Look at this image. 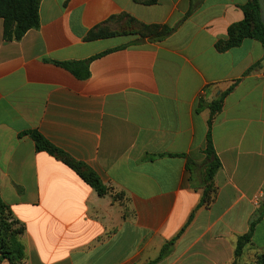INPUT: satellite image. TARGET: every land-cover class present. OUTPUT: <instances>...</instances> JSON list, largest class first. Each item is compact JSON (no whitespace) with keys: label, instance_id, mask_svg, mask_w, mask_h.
Wrapping results in <instances>:
<instances>
[{"label":"crops","instance_id":"0c3cea01","mask_svg":"<svg viewBox=\"0 0 264 264\" xmlns=\"http://www.w3.org/2000/svg\"><path fill=\"white\" fill-rule=\"evenodd\" d=\"M247 2L41 0L40 27L12 42L0 18V198L24 227V264H149L171 241L156 264H235L237 239L264 205V47L216 45ZM123 14L177 28L161 42L88 39ZM93 57L85 80L57 64ZM238 80L212 127L216 193L200 205L211 112L197 109ZM30 131L109 194L37 150ZM262 253L264 216L238 264Z\"/></svg>","mask_w":264,"mask_h":264},{"label":"trees","instance_id":"16d2710c","mask_svg":"<svg viewBox=\"0 0 264 264\" xmlns=\"http://www.w3.org/2000/svg\"><path fill=\"white\" fill-rule=\"evenodd\" d=\"M144 4H156L158 0H135ZM41 0H0V18L3 19V38L5 41H20L26 33L40 27V9ZM244 19L236 24H233L228 29V39L217 43L219 52H225L234 47L240 46L245 39H253L262 44L264 47V25L260 20V5L258 0H248L243 6ZM177 27L171 28L168 26L145 25L135 18L123 14L118 17H113L103 25L93 29L89 36V40L101 38H110L118 35H139L141 38H149L152 42H161L169 37ZM96 57L82 62H65L57 63L72 72L77 78L85 80L89 78V64ZM252 70V69H251ZM249 70L246 74L250 73ZM245 74V75H246ZM240 80L236 81L231 87L221 93V95L206 103L201 101L197 111L202 107L210 109L211 115L208 120V132L206 139V162L202 175L204 194L200 205H209L213 202L216 187L214 179L218 171L221 169V162L216 154L212 127L215 118L222 110L224 99L228 96L239 84ZM29 135L35 142L36 148L39 151H45L62 161L72 170H74L89 186H91L100 197L109 194L110 189L103 183L101 178L86 164L76 161L63 150L55 147L40 133L30 131L24 133ZM264 216V205L259 209L250 223L249 231L238 237L236 243L235 264L243 255L247 246H252V238L257 224ZM24 233V227L14 217L11 208L6 205L0 198V263L8 261L10 264H24L25 248L20 241V237ZM173 242L166 244L160 252L158 258L149 264H156L165 258L171 251ZM255 264H264V254H257Z\"/></svg>","mask_w":264,"mask_h":264},{"label":"water","instance_id":"95a60500","mask_svg":"<svg viewBox=\"0 0 264 264\" xmlns=\"http://www.w3.org/2000/svg\"><path fill=\"white\" fill-rule=\"evenodd\" d=\"M258 2L260 5V20L264 25V0H258Z\"/></svg>","mask_w":264,"mask_h":264},{"label":"built area","instance_id":"2783aa9c","mask_svg":"<svg viewBox=\"0 0 264 264\" xmlns=\"http://www.w3.org/2000/svg\"><path fill=\"white\" fill-rule=\"evenodd\" d=\"M264 196V192L261 194V197H263Z\"/></svg>","mask_w":264,"mask_h":264}]
</instances>
